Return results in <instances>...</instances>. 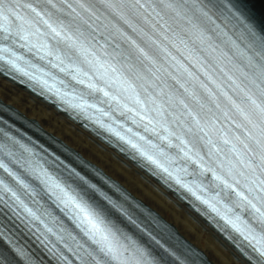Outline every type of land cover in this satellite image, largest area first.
Here are the masks:
<instances>
[{
  "label": "snow or ice",
  "instance_id": "snow-or-ice-1",
  "mask_svg": "<svg viewBox=\"0 0 264 264\" xmlns=\"http://www.w3.org/2000/svg\"><path fill=\"white\" fill-rule=\"evenodd\" d=\"M213 10L235 17L258 46L259 63L248 58L251 71L239 69L238 78L223 69L219 72L226 79L216 76V68L197 55L191 29L178 23L186 20L195 28L193 16L208 17ZM17 40L29 45L30 51H42L39 58L64 75L72 69L75 83L84 85L87 79V91L73 92L76 102L70 103L68 93L61 96L56 89L54 74L30 61L21 66L22 58L8 47ZM0 41L5 42L0 53L9 57L0 55V61L8 68L80 116L91 120L88 109L107 116L111 123L99 117L93 123L114 137L124 152L131 149L133 159L146 161L230 225L258 254L254 264H264V27L250 19L241 4L235 0H0ZM59 83L63 86L65 81ZM120 120L142 127L148 135ZM0 169L9 178L0 179V217L10 213L20 218L22 209L30 220L44 222L51 214L42 212L41 206L38 215L24 199L39 204L40 193L5 163L0 162ZM181 173L192 182H183ZM77 179L85 188L73 190L75 194L50 177L44 183L93 243L105 242L99 248L100 258L89 252L81 257L82 264H108L103 258L112 253L107 244L110 221L100 205L86 199V188L98 190ZM197 192L210 193V199ZM45 230L56 234L47 224ZM0 258L13 264L6 253L0 252Z\"/></svg>",
  "mask_w": 264,
  "mask_h": 264
},
{
  "label": "bare ground",
  "instance_id": "bare-ground-1",
  "mask_svg": "<svg viewBox=\"0 0 264 264\" xmlns=\"http://www.w3.org/2000/svg\"><path fill=\"white\" fill-rule=\"evenodd\" d=\"M264 18V0H251ZM0 99L56 135L84 159L116 180L132 196L156 211L189 243L202 251L212 264H244L208 228L194 218L172 196L122 160L101 143L40 104L21 90L0 79Z\"/></svg>",
  "mask_w": 264,
  "mask_h": 264
}]
</instances>
